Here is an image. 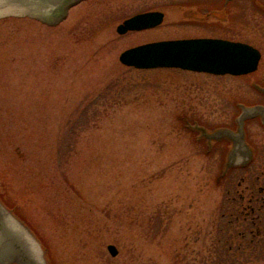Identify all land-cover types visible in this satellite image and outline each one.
Masks as SVG:
<instances>
[{"label":"rangeland","instance_id":"374dc122","mask_svg":"<svg viewBox=\"0 0 264 264\" xmlns=\"http://www.w3.org/2000/svg\"><path fill=\"white\" fill-rule=\"evenodd\" d=\"M149 10L164 13L159 25L116 32ZM190 37L249 42L258 67L216 75L118 59ZM260 103L264 0H81L54 25L1 16L0 200L38 250L0 210V264H264V124L238 121ZM222 127L238 135L207 139ZM242 139L252 160L232 165Z\"/></svg>","mask_w":264,"mask_h":264},{"label":"water","instance_id":"95a60500","mask_svg":"<svg viewBox=\"0 0 264 264\" xmlns=\"http://www.w3.org/2000/svg\"><path fill=\"white\" fill-rule=\"evenodd\" d=\"M79 1L81 0H0V17L4 15L27 16L38 19L47 25H54L58 23L68 8L76 5ZM215 12H209L207 15H212ZM163 19L164 13L160 10L138 12L123 19L116 25L115 29L118 34H125L128 31L153 28L159 25ZM260 58L261 52L255 46L247 42L222 37H190L149 41L128 47L121 51L118 56L122 64L139 69L179 68L216 75H241L255 71ZM254 113L260 114L264 124V108L261 105L242 106L238 121L252 117ZM237 132L242 138L243 132L240 126ZM220 134H226L229 137L238 135L234 130L222 127L212 133H208L206 137L214 140ZM240 141L238 144L239 149L234 153L241 152L240 149L242 151L245 150L248 152V158L246 161L241 162L242 160L236 159L235 154L230 152L229 160L233 161L232 165L244 166L252 159L253 150L243 139ZM227 163L228 167L232 166L229 162ZM7 208L0 200V210L6 212L12 218L11 212ZM10 210L12 211V209ZM13 220L32 237L29 245V252L31 253L32 251L31 255L37 252L38 249L34 244V241L36 242L34 234L30 229L27 230L25 223L23 224L21 220L20 222L15 218ZM107 249L111 255L117 254V248L114 244H108ZM23 257L21 255V259L23 261L26 260V256L25 258ZM36 257L40 258V256ZM12 264L22 263L15 261Z\"/></svg>","mask_w":264,"mask_h":264},{"label":"flooded vegetation","instance_id":"af4514ba","mask_svg":"<svg viewBox=\"0 0 264 264\" xmlns=\"http://www.w3.org/2000/svg\"><path fill=\"white\" fill-rule=\"evenodd\" d=\"M260 105H263L264 106V103H260ZM255 150H256V148H255ZM254 156H256V151H255V154H254ZM254 158V157H253ZM252 160V159H251ZM243 180L245 179V178H242ZM255 179H259V175H257L256 176V178ZM252 185V186H251ZM246 188L245 189H249V192H254V185L253 184H247L246 186H245ZM244 189V190H245ZM257 189H258V192H264V187L262 186V185H258L257 186ZM253 194H251V196H250V198H249V201H251L252 199H253ZM264 199V198H263ZM262 199V200H263ZM249 207V209H248V211L249 212H254L255 211V208L253 207V206H248ZM261 207H258V209H260ZM247 211V212H248ZM257 217H259V216H257ZM257 222H260V218H258L257 220H256ZM256 221L254 220L253 221V224H256ZM257 227V231L254 233V235H260L261 234V231H260V229H259V227H261V226H256ZM262 227H264V225H262Z\"/></svg>","mask_w":264,"mask_h":264},{"label":"trees","instance_id":"16d2710c","mask_svg":"<svg viewBox=\"0 0 264 264\" xmlns=\"http://www.w3.org/2000/svg\"><path fill=\"white\" fill-rule=\"evenodd\" d=\"M217 15V13L215 12L214 14H212V16H216ZM235 262V264H236V261H234ZM231 263V262H230ZM230 263H227V262H221L220 264H230Z\"/></svg>","mask_w":264,"mask_h":264}]
</instances>
